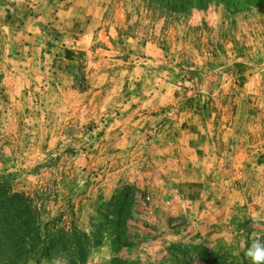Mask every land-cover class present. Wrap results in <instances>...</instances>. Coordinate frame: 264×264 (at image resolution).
I'll list each match as a JSON object with an SVG mask.
<instances>
[{"label":"rangeland","instance_id":"obj_1","mask_svg":"<svg viewBox=\"0 0 264 264\" xmlns=\"http://www.w3.org/2000/svg\"><path fill=\"white\" fill-rule=\"evenodd\" d=\"M0 184L84 264H251L264 0H0Z\"/></svg>","mask_w":264,"mask_h":264},{"label":"trees","instance_id":"obj_2","mask_svg":"<svg viewBox=\"0 0 264 264\" xmlns=\"http://www.w3.org/2000/svg\"><path fill=\"white\" fill-rule=\"evenodd\" d=\"M38 210L22 194L0 184V264H41L63 254L64 264H84L87 253L76 234H44Z\"/></svg>","mask_w":264,"mask_h":264},{"label":"clouds","instance_id":"obj_3","mask_svg":"<svg viewBox=\"0 0 264 264\" xmlns=\"http://www.w3.org/2000/svg\"><path fill=\"white\" fill-rule=\"evenodd\" d=\"M244 256L251 261V264H264V243L259 237L253 238L246 246Z\"/></svg>","mask_w":264,"mask_h":264}]
</instances>
